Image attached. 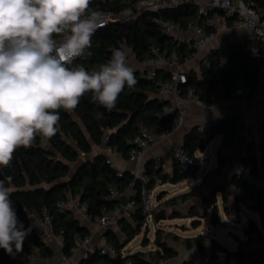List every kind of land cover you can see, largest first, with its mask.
<instances>
[{
  "label": "trees",
  "instance_id": "1",
  "mask_svg": "<svg viewBox=\"0 0 264 264\" xmlns=\"http://www.w3.org/2000/svg\"><path fill=\"white\" fill-rule=\"evenodd\" d=\"M256 7L262 17H264V0H244ZM137 0H92L90 7H102L111 12L120 11L123 8L132 10V16L124 22L110 23L99 28L92 37V46L86 50L83 57L73 60L71 66L80 65L91 71L96 64L106 63L111 58L115 48L127 46L131 48L135 59L142 62L151 56L150 46H157L165 52L167 56L173 53L177 55L180 63L184 62L186 56L193 50L184 43H178L173 38L162 34L156 21L157 17L170 18L179 21L183 25L190 19L202 20L196 14L194 6L182 3L175 8H169L159 13L148 11L136 4ZM209 29V27H206ZM255 39L245 38L241 42L229 43L227 45V62L223 66L219 56L212 51L209 55V65H199L198 69L192 68L187 74V82L184 88H192L195 96L203 103H210L215 89L220 86L227 95L233 89L237 79L242 80L243 85L254 90L259 82L260 76L264 77V72L260 73L261 66L264 65V44L258 42L257 54L261 55L260 69L256 70L247 63L249 55L253 54L252 43ZM260 39H257V41ZM87 53H90L87 54ZM137 84L134 87L127 86L120 94L117 106L111 112L91 101V95L85 94L76 109L66 111L58 109L60 120L58 122L60 131L52 138H45L37 134L32 146L28 148L20 147L13 155L10 162L11 176L5 177L0 165V179L5 180L6 186L11 191V200L17 211L19 220L25 228L31 227L30 234L26 237L23 248L12 254L0 248V264H30L23 260L21 256H27L31 252V246L39 247L41 254L52 255L53 251L45 240L33 232L34 222L30 217L40 214L45 207L52 217L50 224L51 232L58 235L62 231V252L70 254L74 246L76 234L88 232V228L81 224L73 210H58L55 203L64 198L68 193L78 195L81 202L88 206V212L92 218L99 215L104 206L119 205L118 198H111L108 195V187L115 185L120 192H126L132 184L133 176L129 170H124L122 176L116 174V169L110 167L106 157L102 153L95 154L92 158L80 159L81 153L91 152L92 144L105 145L115 148L123 157H128L134 146L130 139L137 132L140 125L148 128H171L176 117L174 111L163 114V107L168 101L158 98L159 86L138 70L134 71ZM167 71L156 70V76L167 78ZM103 113V118L97 119L96 114ZM235 118L226 117L216 121L211 126L210 135L204 137L203 133L193 128L183 136L182 147L195 161L198 166L199 158L195 152L199 149L200 143L211 140L215 135L220 134L222 141L217 148V165L209 170L210 173L218 172L225 163V157L219 154V150L224 144L232 145L235 133ZM105 136L107 139L105 140ZM260 158L262 171H264V138L260 143ZM249 151L253 150L252 145H248ZM242 162L250 164L257 169V158L255 155L243 157ZM74 163V170L71 169ZM143 169L148 177V181L141 183L136 180L134 195L136 206L128 218H121L118 222L119 231L106 230L108 240L115 246L117 254L112 256L100 253L97 250L89 251L86 256L79 260V264H125L126 260H131L134 264H157L172 258L176 251L165 240L160 238V230L155 232L153 241L154 247L151 250H127L124 253L122 248L137 235L145 225L146 215L143 212L141 190L144 187L152 188L156 178L165 181L166 174H161V166H156L155 159H148ZM194 172H186L175 162L173 175L170 181L177 182L189 177ZM239 183L246 190L249 198L254 202V209L259 214L260 225L252 234H247L250 221L242 227L246 235L245 240H238L234 250L229 249L208 234L198 233L184 240L187 246L195 243L199 254H203L208 241L210 252L216 255L218 250H223L225 259L233 264H264V246H256L255 241L264 243V192L254 190L252 187L239 179ZM192 190L182 194L174 195L166 199H161L156 203L153 213L171 207L170 217H181L182 214L173 209L180 202L190 198ZM205 198V203L209 199ZM214 204L202 205L204 212ZM210 222L217 224L220 222L219 213L215 205L210 209ZM187 214L192 217V225L197 226L200 218L198 210L192 207ZM205 215V214H204ZM158 220H156L157 222ZM160 229V228H158ZM149 240L146 232L143 233L141 244L146 246ZM186 264V263H183Z\"/></svg>",
  "mask_w": 264,
  "mask_h": 264
},
{
  "label": "clouds",
  "instance_id": "2",
  "mask_svg": "<svg viewBox=\"0 0 264 264\" xmlns=\"http://www.w3.org/2000/svg\"><path fill=\"white\" fill-rule=\"evenodd\" d=\"M91 3L0 0V165L9 166L16 150L32 146L37 134L54 137L60 131L58 109H76L87 93L111 112L125 87L137 84L122 47L91 71L69 66L107 22L106 13ZM11 191L0 179V248L9 254L21 251L31 232L19 220Z\"/></svg>",
  "mask_w": 264,
  "mask_h": 264
},
{
  "label": "built area",
  "instance_id": "3",
  "mask_svg": "<svg viewBox=\"0 0 264 264\" xmlns=\"http://www.w3.org/2000/svg\"><path fill=\"white\" fill-rule=\"evenodd\" d=\"M106 1V0H99ZM182 3H187L194 6L196 14L202 17L201 22L198 19H190L185 25L170 18L157 17L156 21L159 25L162 34L173 38L178 43H184L188 48H193L188 56L185 57L184 62L178 61L177 55L173 53L167 56L157 46H150L151 56L142 61L144 67H149L146 71V76L153 79L159 86L160 93H170L172 96V103L163 107V114L174 111L176 117L171 128H148L144 125L138 127L137 132L130 139V143L134 149L130 152L129 160H139L142 158L145 150L150 146L156 144L161 138L166 137L173 128L178 126L183 119L185 113L184 104L186 102L202 103L194 94L192 88H184L182 86L187 82V74L181 69V65L193 64V68L198 69L200 64L204 66L209 65L208 55L213 51L204 50L215 38L216 34L223 29L239 28L246 32L250 39L264 38V17L260 11L244 0H137L136 4L148 11L159 13L169 8H175ZM99 10L106 13V25L115 22H124L131 18L132 10L123 8L120 11L111 12L108 9L97 7ZM209 27L207 29L206 27ZM104 27V26H103ZM220 63L224 66L227 62L226 54L219 56ZM159 66L165 67L169 73L167 78L156 76V68ZM264 72V66H261L260 73ZM262 77V76H260ZM231 97L239 96L241 103L250 107V110L244 115V124L247 135L246 141L253 146V150L249 151L245 148L241 153V159L249 155H255L257 158V169H254L250 164L242 162L239 163L237 169L238 178L252 187L254 190L264 192V171H262L260 158V143L264 130H262V123H264V107L260 106L261 98L264 97L259 91L258 86L254 90L249 89L243 85L242 80L237 79L234 83L233 89L229 93ZM237 123L235 122V128ZM107 139V136L104 138ZM169 156L175 161L178 166L186 172H195L196 166L193 156L184 150L182 145L174 144L169 149ZM226 149H220L219 154L224 156ZM104 155L110 167L115 168L113 158L119 153L115 148L110 146L105 147ZM156 166H160L161 157H155ZM116 169V174L122 176L124 170ZM133 176L131 186L126 192H120L115 185L108 187V195L111 198H120L125 194L128 198L126 204L119 201L117 206H104L100 213L95 218H92L88 212V206L85 202H81L78 195L68 193L64 198L55 203L58 210H73L78 215L80 220L89 226L88 232L84 234H76L74 237V246L70 254L60 252L58 260L54 255H43L39 247L32 245L33 254L42 264H79L78 252L81 248H87V251L97 250L103 254L116 255L117 250L115 246L108 240L106 230L109 228L114 231H119V220L121 218H128L134 210L136 203L134 195L136 188L134 183L136 180L141 183L148 181V177L144 172L143 167H137L129 170ZM161 183L160 178H156L152 188L147 189L143 186L141 190L142 208L144 214L153 217L154 208L158 201L155 196L158 193L156 186ZM34 228L33 232L41 240H45L52 232L50 224L52 221L51 215L45 207L42 208L40 214L33 216ZM60 237L62 247V231L58 234ZM96 238V241H94ZM126 246L122 248V252L127 251ZM154 247V245H153ZM217 256L225 257L226 253L223 250L216 252ZM162 262V261H160ZM125 264H134L131 260H126Z\"/></svg>",
  "mask_w": 264,
  "mask_h": 264
},
{
  "label": "crops",
  "instance_id": "4",
  "mask_svg": "<svg viewBox=\"0 0 264 264\" xmlns=\"http://www.w3.org/2000/svg\"><path fill=\"white\" fill-rule=\"evenodd\" d=\"M248 38L247 34L244 30L239 28H232L230 30L223 29L220 32H218L213 39V41L208 44L204 50L209 51L213 50L218 54V56L226 54L227 53V45L229 43H235V42H241L243 39ZM258 42H261L264 44V38H261L260 40H254L252 43L253 48V54H257V45ZM134 56V55H133ZM135 58V57H134ZM137 64H132L134 70H138L141 73H146V71L149 69V67H144L142 65V62H138L135 59ZM264 64V63H262ZM141 65L143 66L141 69ZM264 66V65H262ZM193 68L192 63H187L185 65H181V69H183L185 72H188ZM162 70L166 71L165 67L159 66L156 68V70ZM259 91L262 95H264V77L259 78V82L257 84ZM158 98L164 99L168 101V104L172 103V96L170 93H160L158 92L156 94ZM239 96L231 97L230 94H225L223 89L218 86L212 96V101L208 104L206 103H197V102H186L184 104L185 113L183 115L182 122L173 128L171 132L166 136L161 138L156 144L153 146H150L145 150V153L143 154L142 158L139 160H129L128 157H123L121 154L114 157L113 163L115 168L122 169V170H130L137 167H143L144 163L148 159H155L156 156L161 157V174H166L167 178L166 180L170 181V177L173 175V168L175 165V161L169 156V149L174 144H181L183 141V136L185 133L190 131L193 128H197L198 131L203 133L204 137H208L210 135V130L212 124H214L216 121H218L221 118L226 117H234L236 120V128L234 133V142L232 145H226L224 144L221 149H226V153L224 155L225 157V163L224 165L219 169L218 172L210 173L209 170L213 169L217 165V148L220 146L222 141V136L220 134L215 135L211 140L205 142V146L208 143H213V148L215 150V157H214V165L212 167H202L199 165L196 167V171L189 177H186L185 179H182L177 182H171L172 185V191L167 192L164 191L163 199H166L168 197L178 195L185 193L187 191L192 190V195L190 198L184 202H180L178 205H176L173 209L178 210L182 216L181 217H189L187 214L189 213L190 209L194 207L196 210L203 209L202 205H205L206 203H210L211 200H214V204L217 207L219 217H220V224H213L210 222V209L209 207L206 211L205 218H207V225H206V231H199L198 233L201 234H208L209 236L216 239L219 243L220 240L217 238L216 233L212 230L215 228H219L221 224H224L225 226H235L234 223H238L240 226V230L243 229L240 225L245 224V220L240 219V214L244 213V209L242 207H246L252 210L254 209V202L249 198L246 190L244 187H242L239 183V178L236 174L239 163L241 161V153L242 151L247 148L249 145L246 141V127L244 124V115L250 110V107L247 105H243L240 101ZM260 106L264 107V97L261 98ZM264 138V136H262ZM106 145L101 143L100 145H94L92 144L91 152L88 154L81 153L80 159L82 156H86V158H92L97 153L104 154ZM74 170V169H73ZM200 170V173L197 174L196 172ZM163 181H161L160 184H162ZM159 184V185H160ZM158 186V185H157ZM174 186H182L181 188L184 191H180L181 189H178V191L174 190ZM186 190V191H185ZM178 192V193H176ZM205 198L209 201L205 203ZM206 200V201H207ZM171 208V207H170ZM256 211V210H255ZM257 212V211H256ZM258 213V212H257ZM37 214L33 215L36 216ZM78 218L79 222L83 225H85L88 229L89 226L82 222L77 214H75ZM259 216V214H258ZM236 218H238L236 220ZM248 218V217H247ZM260 222V221H259ZM260 223L258 224V226ZM197 233V234H198ZM194 236V235H193ZM246 235L243 232V236L240 237L238 234H234L233 240L231 241V247L229 249L234 250L237 246L238 240H245ZM45 241L50 245L53 255L58 260L59 254L61 252V242L60 237L58 235H55L51 233ZM94 241H96V238H94ZM181 242V240H179ZM170 245L174 250L176 251V254L172 257V259L176 260L179 259L180 264H183L186 259L190 260L191 257H187L188 250L185 248L174 246L170 243H167ZM222 244V243H221ZM256 246H264V243H259L255 241L254 243ZM225 246V245H224ZM227 247V246H226ZM88 253L87 248H81L78 252V260L83 259L86 254ZM31 254H33L32 247L31 252L29 255L25 256L27 262L30 263L31 261ZM34 255V254H33ZM200 258H203L202 263L203 264H233L232 261L226 260L224 257H220L216 255H213L210 252L208 241H206V249L203 254H199ZM170 259V258H169ZM38 261V260H37ZM165 260L163 263L167 262ZM30 264H36L35 262H32Z\"/></svg>",
  "mask_w": 264,
  "mask_h": 264
},
{
  "label": "rangeland",
  "instance_id": "5",
  "mask_svg": "<svg viewBox=\"0 0 264 264\" xmlns=\"http://www.w3.org/2000/svg\"><path fill=\"white\" fill-rule=\"evenodd\" d=\"M123 49H125L128 52V62L130 66H133L132 64H137L135 61V58L133 56L131 48L127 46H122ZM141 65V69H142ZM213 143H208L206 147L203 149V151H199V149L195 152V155L200 159L199 165L204 167H212L214 165V157H215V150L213 148ZM86 156H82L81 159H84ZM75 165L74 163H71V169H74ZM197 174L200 173V170L196 172ZM182 186H174V190L178 191V189H181L180 191H184ZM162 190H166L167 192L172 191V185L171 182L168 180H165L162 184L156 186V191L160 192ZM186 191V190H185ZM178 193V192H176ZM163 199V198H162ZM244 209V213L240 214V219L245 220V223L248 221L254 222L256 225H258L259 222V216L258 213L255 210L242 207ZM166 217L160 221L154 220L151 215H147L145 219V225L142 227L140 232L135 235L125 246L126 250L130 251H136V250H151L153 248V241L155 238V232L157 230H160V238L162 240H165L167 243H170L177 247H182L188 250L187 257H191L192 259L188 260L186 259L184 263L186 264H203V258H200L198 255L197 246L195 243H192L191 246H187L184 240L188 237H192L193 235H196L199 231H206V225H207V218L203 216L206 215L207 211L204 212V209H200L198 217L200 220L198 221V224L196 227H194L191 223L193 218L189 217H170V212L172 209L167 206L164 208ZM183 214V213H182ZM248 217V218H247ZM238 218H236L237 220ZM220 224V223H219ZM235 226H225L224 224H221L219 228L212 229L215 233L217 238L220 240V242L227 246L231 247L234 234H238L240 237L243 236L242 230H240V226L238 223H234ZM241 226L242 223H240ZM160 228V229H158ZM146 232L148 237V244L146 246H143L141 244V238L143 236V233ZM181 240V242L179 241ZM231 240V241H229ZM23 260H26L25 256H21ZM223 258V257H222ZM35 262L38 263L35 256L31 254V261L30 263ZM157 262V264H180L179 259H168L167 262L163 263Z\"/></svg>",
  "mask_w": 264,
  "mask_h": 264
},
{
  "label": "water",
  "instance_id": "6",
  "mask_svg": "<svg viewBox=\"0 0 264 264\" xmlns=\"http://www.w3.org/2000/svg\"><path fill=\"white\" fill-rule=\"evenodd\" d=\"M260 61H261V55H259V54H251L247 58V63L250 64V65H252L254 67V69H256V70L260 69ZM98 65L99 64H96L95 67H94V69ZM262 130H264V123H262ZM204 146H205L204 143H200V145H199V151H203ZM1 169H2L3 175L5 177H10L11 176L10 166H2ZM163 194H164V191L163 190L160 191V192H158L156 194V196H155V200L156 201H159L161 199V197L163 196ZM118 200H120V202L122 204H126L128 198H127V196L125 194H122ZM165 217H166V214H165V210L164 209L158 210L154 214L155 220H158V221L164 219ZM33 219H34V217L31 216L30 217V220L33 221ZM256 229H257V226L255 225V223L254 222H250L249 223V227L246 230V233L247 234H252V233H254L256 231ZM36 264H42V263L38 262Z\"/></svg>",
  "mask_w": 264,
  "mask_h": 264
}]
</instances>
